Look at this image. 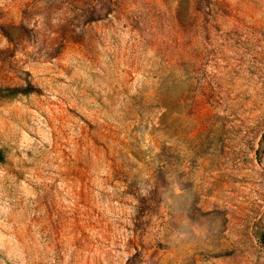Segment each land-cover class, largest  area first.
Wrapping results in <instances>:
<instances>
[{
  "label": "rangeland",
  "instance_id": "obj_1",
  "mask_svg": "<svg viewBox=\"0 0 264 264\" xmlns=\"http://www.w3.org/2000/svg\"><path fill=\"white\" fill-rule=\"evenodd\" d=\"M0 264H264V0H0Z\"/></svg>",
  "mask_w": 264,
  "mask_h": 264
},
{
  "label": "trees",
  "instance_id": "obj_2",
  "mask_svg": "<svg viewBox=\"0 0 264 264\" xmlns=\"http://www.w3.org/2000/svg\"><path fill=\"white\" fill-rule=\"evenodd\" d=\"M4 159V154L2 152V150L0 149V161Z\"/></svg>",
  "mask_w": 264,
  "mask_h": 264
}]
</instances>
